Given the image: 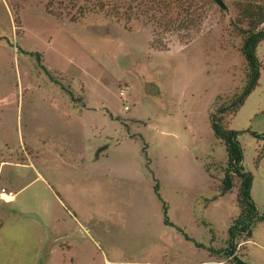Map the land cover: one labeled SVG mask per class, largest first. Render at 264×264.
<instances>
[{
	"label": "rangeland",
	"instance_id": "rangeland-1",
	"mask_svg": "<svg viewBox=\"0 0 264 264\" xmlns=\"http://www.w3.org/2000/svg\"><path fill=\"white\" fill-rule=\"evenodd\" d=\"M99 1L0 0V158L30 157L45 179L49 264H234L209 250L226 246L238 213L235 191H220L226 148L210 121L216 100L245 84L233 0L180 3L202 18L179 30L127 20L124 7L110 16ZM256 54L258 85L226 125L262 213L264 137L250 132L264 134V40ZM235 247L264 264V220Z\"/></svg>",
	"mask_w": 264,
	"mask_h": 264
},
{
	"label": "trees",
	"instance_id": "trees-1",
	"mask_svg": "<svg viewBox=\"0 0 264 264\" xmlns=\"http://www.w3.org/2000/svg\"><path fill=\"white\" fill-rule=\"evenodd\" d=\"M115 1L117 3L109 5L107 1L100 0L96 5L97 9L101 10L106 6L108 10L110 6L108 14L120 17V8L124 7L125 11H128L127 20L131 18V15L136 16L137 14L138 16H155L154 18L158 19L166 18L164 24L174 30L187 28L202 18L200 13L195 12L190 7L178 6L180 3L181 5H191L188 0H177L178 4H172L170 0H129L127 4L124 0ZM232 5L234 16L230 19L232 29L230 32L240 37L238 49L244 58L245 84L241 91L226 98L225 101H220V97L216 100L210 121L215 137L223 141L226 148V160L217 163L215 167L222 172L220 191L222 194L235 191L238 213L231 220L228 228L226 246L220 250L209 247V250L217 252L219 255L222 254V257L228 260L233 259L234 264H247L240 258L241 255H236L235 246L240 240L251 238L252 228L257 222L264 220V212L258 211L250 194L253 175L250 171H246L243 166V149L238 140L239 131L227 127L226 117L234 116L237 109L244 103L245 98L258 85L263 63L256 54V47L264 40V0H233ZM155 47L157 48V46ZM35 57L37 64L52 78L47 68L41 63V55L36 53ZM71 98L75 99L72 94ZM250 133L257 138L264 137V134H258L254 131ZM261 156L262 153L258 155V159ZM207 169L210 168L207 167ZM164 223L174 226L168 219L165 206ZM178 230L181 231L179 228ZM184 237L190 240L186 234ZM196 246L200 247L201 244L196 243Z\"/></svg>",
	"mask_w": 264,
	"mask_h": 264
},
{
	"label": "crops",
	"instance_id": "crops-1",
	"mask_svg": "<svg viewBox=\"0 0 264 264\" xmlns=\"http://www.w3.org/2000/svg\"><path fill=\"white\" fill-rule=\"evenodd\" d=\"M44 181L41 173L33 169L30 157L24 162L0 158V186L15 193L9 201L0 199V264L50 263L46 257L54 255L56 246L50 244L44 204L39 202L37 192L39 187L41 193L45 191ZM50 196V203L58 201L55 195ZM46 249H49L47 254Z\"/></svg>",
	"mask_w": 264,
	"mask_h": 264
},
{
	"label": "built area",
	"instance_id": "built-area-1",
	"mask_svg": "<svg viewBox=\"0 0 264 264\" xmlns=\"http://www.w3.org/2000/svg\"><path fill=\"white\" fill-rule=\"evenodd\" d=\"M127 108V106L125 107ZM15 193L12 190L6 189L0 186V199L4 201H9L14 197Z\"/></svg>",
	"mask_w": 264,
	"mask_h": 264
},
{
	"label": "water",
	"instance_id": "water-1",
	"mask_svg": "<svg viewBox=\"0 0 264 264\" xmlns=\"http://www.w3.org/2000/svg\"><path fill=\"white\" fill-rule=\"evenodd\" d=\"M216 2V4L222 8V9H225L226 8V5L225 3L223 2V0H214Z\"/></svg>",
	"mask_w": 264,
	"mask_h": 264
}]
</instances>
